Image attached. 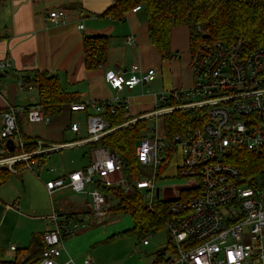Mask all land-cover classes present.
Wrapping results in <instances>:
<instances>
[{
  "label": "built area",
  "instance_id": "obj_1",
  "mask_svg": "<svg viewBox=\"0 0 264 264\" xmlns=\"http://www.w3.org/2000/svg\"><path fill=\"white\" fill-rule=\"evenodd\" d=\"M138 9L140 6H135L131 11ZM46 17L56 24L65 19L66 11L53 9ZM78 28L83 29V25L79 24ZM9 65L8 61H1L0 70ZM190 71V88L156 96V107L152 112L122 124H133L140 118L162 117L176 109L205 108L200 125L173 137L175 150L170 160L176 152L181 153L177 176L186 179L184 185H156L157 168L167 142L165 137L157 134L156 127L150 125L146 129L150 136L140 138L135 155L140 166L153 168L152 178L141 177L127 183L118 157L105 147H97L91 152L89 165L71 171L65 177L48 180L45 187L49 193L70 189L88 194L86 209L93 218L105 216L118 203V199L95 187V182L118 186L125 195L139 190L148 202L155 196L166 201L170 245L162 264H264V171L249 184L241 169L231 161L239 150L264 148V45L250 48L240 38L202 40L191 54ZM128 72L129 75L124 76L109 70L105 72V78L119 91L150 82L155 77L154 69L142 71L136 64ZM28 88L31 89L30 85ZM104 104L111 112L122 108L124 116H128L127 100L118 96L111 100L80 101L69 105L72 112L93 110L87 116L88 136L81 142L97 141L109 131L102 115ZM18 114L13 107L0 113V168L10 173L32 169L33 160L40 165L45 154L72 144L51 145L34 139L32 142L37 146L27 150L26 141L17 129ZM24 116L30 122H49L38 103L27 107ZM70 129L77 132L79 125L71 123ZM8 140L12 141L11 151ZM17 206L18 202H12L7 208L17 209ZM82 218L80 213H53L50 216L54 227L41 234L44 248L37 264L57 263L62 236L83 227ZM143 244L147 245L148 240L144 239ZM8 249L15 252L16 246L11 245ZM82 264L92 263L84 260Z\"/></svg>",
  "mask_w": 264,
  "mask_h": 264
},
{
  "label": "crops",
  "instance_id": "obj_2",
  "mask_svg": "<svg viewBox=\"0 0 264 264\" xmlns=\"http://www.w3.org/2000/svg\"><path fill=\"white\" fill-rule=\"evenodd\" d=\"M115 1L6 0L0 3V62L8 61L10 63L6 69L0 70V113L8 107L18 110L17 129L21 131V134L23 131L20 120L25 117V109L37 103V91L35 94L23 92V87L28 84L24 83L22 78L32 70H46L57 75L62 87L66 91L75 93L82 102L111 100L116 96L122 100L126 99V112L128 116H133V118L152 112L156 107V96L177 90L176 88L192 86V74L187 79L186 73H184L185 78L180 73L179 79L175 83L167 80L165 66L170 64V60L163 58L156 48L149 43L143 7L135 12L130 10L121 18H113L103 13ZM53 9L66 11V17L62 22L55 24L46 17L47 13ZM79 24L83 25V29L78 28ZM96 35L107 37V61L95 69H88L84 64L83 39L85 36ZM128 37H131V40L128 41ZM190 61L191 59L186 65L189 67V71ZM134 64L138 65L142 71L154 69V79L144 84H138L133 88L125 87L119 91L108 84L105 78L106 71L113 70L128 76V71ZM1 77L4 78L1 79ZM21 82L24 83L23 86L20 85ZM146 86L148 92H145ZM64 110L66 117L68 116L70 119L72 111L69 110V107H64L62 112ZM73 112H84L87 120V116L92 114L93 110ZM153 118L155 121L151 126L159 129V132L156 130L157 134L164 137L162 117L160 119H158L159 117H149L147 120ZM156 121L160 122L161 128H157L158 122L156 123ZM71 123L77 122L72 121ZM51 126L54 125H49V129H53ZM54 132L51 130L47 135L50 140H40L51 144V140L58 139L55 136L58 131ZM83 139L66 141L62 138L57 143H72L68 148L78 144L84 146L86 149L82 155L88 157V163L78 169H68L54 177L46 178L45 183L56 177H65L67 173L85 168L90 164L91 153L90 155L86 154V144L81 142ZM44 161L43 156L40 165H36L34 160L32 164L36 168H41ZM73 164L78 165L79 162L73 161ZM5 225L4 220L0 224L1 256L5 252L12 254V251L8 249L9 247L5 245V248L4 245H1L5 241L1 234ZM11 245L14 244L9 246ZM18 249L16 246L15 257L19 254ZM19 256L21 259L25 257L22 254Z\"/></svg>",
  "mask_w": 264,
  "mask_h": 264
},
{
  "label": "trees",
  "instance_id": "obj_3",
  "mask_svg": "<svg viewBox=\"0 0 264 264\" xmlns=\"http://www.w3.org/2000/svg\"><path fill=\"white\" fill-rule=\"evenodd\" d=\"M6 0H0V3ZM140 6L146 12L148 41L163 57H169L170 31L175 25L186 24L189 32L191 53L197 43L205 39L233 40L242 39L248 47L264 45V0H116L103 13L113 18H121L133 7ZM200 30H197V28ZM84 64L88 69H95L107 61V37L103 35L85 36L83 39ZM24 83L37 91V103L49 118L58 116L64 107L80 102L75 93L66 91L57 75L46 70H32ZM104 119L108 123L107 131L100 139L87 142L86 154L97 147H105L116 155L122 164V176L127 183L141 178V171L135 150L143 131L147 129V118H140L133 124L123 126L133 116H124L122 108L109 111L104 104ZM205 117V108L176 109L162 116L163 134L167 146L163 149L164 157L157 168V177L167 168L175 150L173 137L201 124ZM20 136L30 150L37 145L32 137ZM90 158V157H89ZM231 161L241 169L247 183L252 184L260 172L264 171V148L257 151L239 150ZM9 171L0 168V186L11 177ZM104 193H108L118 203L111 211L129 213L133 226L131 231L139 236L153 235L166 227L169 221L167 202L153 197L148 202L142 192L133 190L125 195L120 187L105 186L99 182L93 184ZM168 243L170 245L169 239ZM44 245L41 241L23 259L19 254L13 260H6L0 255V264H37L40 261ZM162 253L157 258L162 260Z\"/></svg>",
  "mask_w": 264,
  "mask_h": 264
},
{
  "label": "rangeland",
  "instance_id": "obj_4",
  "mask_svg": "<svg viewBox=\"0 0 264 264\" xmlns=\"http://www.w3.org/2000/svg\"><path fill=\"white\" fill-rule=\"evenodd\" d=\"M191 54L188 26L186 24L173 26L170 31L169 57H167L170 64L165 66L168 81L175 83L180 73L183 76L186 73V78H190L192 73L186 65L191 59ZM30 87L31 89L28 85L23 87V92L35 94L36 89ZM190 87L191 85L187 88ZM145 92H148L147 86ZM20 121L21 130L27 137L45 140L49 139L47 135L51 130L58 131L55 135L58 139L51 140V145H58L57 142L62 138L72 141L88 136L84 112H72L71 118L68 119L64 110L58 116L51 117L48 123L30 122L25 117ZM72 121H76L80 126L77 133H73L69 128ZM154 121V118L148 120L147 127L154 124ZM157 122V128H161L160 122ZM52 124L53 129H49V125ZM157 131L159 132V129ZM143 136L149 137L150 133L144 130ZM14 141L17 143L16 138ZM85 149L78 144L51 151L44 155L45 161L41 168H36L32 164V169L12 173L9 180L0 186V224L4 220L6 223L1 231L5 240L1 245L9 247L10 244H14L19 248L17 251L19 255L26 256L41 241L42 232L54 227V223L50 220L53 213H80L84 226L62 236L61 255L56 258L55 264H82L84 260H90L92 264H162V260L157 256L159 253H162L161 257L168 256L169 253L170 236L166 227L153 235L139 236L137 232L131 231L133 221L129 213L109 211L103 217L93 218L86 209L88 194L70 189H58L52 194L47 192L44 185L46 178L54 177L68 169H78L88 163V157L82 155ZM73 161L79 164L74 165ZM181 162V153L173 154L162 176L156 178V185L159 187L184 185L186 179L177 176ZM139 169L141 177H153L152 167L139 165ZM12 202H18L17 209L7 208ZM144 239L148 240V245L143 244ZM262 242L264 244V237ZM11 253L5 252L2 257L6 260L15 259L16 252Z\"/></svg>",
  "mask_w": 264,
  "mask_h": 264
},
{
  "label": "water",
  "instance_id": "obj_5",
  "mask_svg": "<svg viewBox=\"0 0 264 264\" xmlns=\"http://www.w3.org/2000/svg\"><path fill=\"white\" fill-rule=\"evenodd\" d=\"M23 77H24V78H28L29 75H24ZM7 144H8V148H9V150L11 151V150H12V141H11V140H8V141H7Z\"/></svg>",
  "mask_w": 264,
  "mask_h": 264
}]
</instances>
